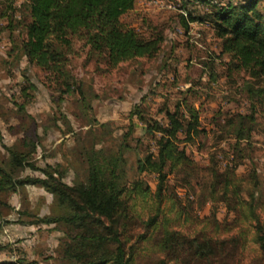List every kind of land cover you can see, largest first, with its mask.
Returning <instances> with one entry per match:
<instances>
[{
	"label": "rangeland",
	"instance_id": "374dc122",
	"mask_svg": "<svg viewBox=\"0 0 264 264\" xmlns=\"http://www.w3.org/2000/svg\"><path fill=\"white\" fill-rule=\"evenodd\" d=\"M23 3L24 0H0V164L9 156L6 146L25 149L24 142L33 140L37 165L59 162L68 170L67 182L82 181L88 168L83 151L94 140L88 131L100 135L97 147L103 145L117 151L122 134L131 130L133 124V149L126 152L129 182L143 178L155 192L157 174H138L136 160L138 155L154 149L156 141L145 132V120L130 113L140 105L145 119L165 123V108L173 111L181 104L189 116L187 108L194 106L202 132L195 140L180 143V148L198 162L200 173L191 185L169 174L163 204L167 211L175 206L172 217L176 210L183 211L176 227L191 237L197 233L222 237L242 233L244 238L233 264H264L260 245L253 239L254 222L245 219L238 203L250 200L248 192L254 190L255 210L264 220V103L247 92L246 73L227 74L228 56L221 55L220 39L212 27L190 21L189 12L202 15L210 6L193 0H135L134 8L123 14L122 20L145 36L161 35L159 52L152 58L142 57L112 68L103 57L89 54L88 47L77 41L68 68L79 83L67 91L54 75L30 63L24 55ZM260 7H264V0ZM236 113H252L256 119L249 143L243 142L245 156L236 171L242 186L239 196L232 191L225 194L222 184L216 190L211 185L212 153L216 155L218 174L224 175L233 160L231 144L235 139L228 134L221 138L224 132L220 124ZM106 122H110V129L101 135V124ZM136 137H141V144H137ZM253 172L258 179L256 186ZM21 175L42 174L28 168ZM60 212L53 194L40 186L25 185L17 192L0 191L1 217L8 220L0 231V261L64 264L61 255L66 238L62 226L27 222ZM142 231L139 221L133 219L125 235L132 243ZM187 248V244L180 247L179 260L171 264H188L184 261ZM226 261V257L215 254L214 264ZM140 262L156 264L153 258L142 256Z\"/></svg>",
	"mask_w": 264,
	"mask_h": 264
},
{
	"label": "trees",
	"instance_id": "16d2710c",
	"mask_svg": "<svg viewBox=\"0 0 264 264\" xmlns=\"http://www.w3.org/2000/svg\"><path fill=\"white\" fill-rule=\"evenodd\" d=\"M193 1L210 8L202 15L189 12L190 21H201L212 27L220 39L221 55L228 56L227 74L246 73L249 76L245 83L247 92L264 103L262 0ZM23 6L26 12V37L21 42L24 55L30 63L54 75L67 91H72L79 83L68 68L69 56L75 52L77 41L88 47L89 54L103 57L112 68L138 58L154 57L163 41L161 35L145 36L123 22V14L134 8L135 0H24ZM181 17L187 27L184 15ZM139 106L136 105L130 115L145 120L144 130L156 142L154 149L137 156L136 171L157 174L155 192L143 178L136 177L129 182L126 152L133 149L130 141L133 124L131 130L122 134L117 151L103 145L97 147L101 140H96L101 137L89 130L87 135L94 140L83 151L88 162L86 179L73 183L65 180L68 170L61 163L37 165L35 141H25V149L6 146L9 156L0 164V191L17 192L25 185H36L53 194L60 214L38 216L27 222L62 226L66 238L61 255L64 264H142L141 256L153 258L156 264H171L179 260V249L184 244L188 246L184 258L188 264H214L215 254L226 257L225 264H233L244 238L242 233L225 237L197 233L191 237L176 227L183 211L176 210L172 217L175 206L167 211L163 204L169 174L187 185L199 176L198 162L186 149L180 148V143L193 141L202 132L198 111L189 106L187 116L181 104L173 111L165 108L167 121L163 123L158 119H145ZM255 120L252 113H236L220 124L224 132L220 137L228 134L235 139L231 144L234 157L221 175L216 170L215 152L212 153L214 190L222 184L225 194L232 191L239 196L242 192L236 171L245 156L243 142L249 143ZM101 126L103 135L110 129V122ZM135 140L137 144L142 142L141 137ZM28 168L39 170L42 175H21ZM254 172L256 186L258 179ZM248 193L251 199L238 203L243 207L245 219L254 222L253 239L264 255V220L255 210L254 190ZM133 219L139 221L143 231L131 243L125 232ZM6 223L8 220L0 213V231ZM0 264L20 262L0 261Z\"/></svg>",
	"mask_w": 264,
	"mask_h": 264
}]
</instances>
